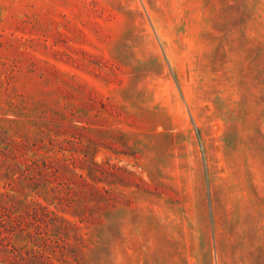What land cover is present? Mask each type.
I'll list each match as a JSON object with an SVG mask.
<instances>
[{"label": "rangeland", "instance_id": "rangeland-1", "mask_svg": "<svg viewBox=\"0 0 264 264\" xmlns=\"http://www.w3.org/2000/svg\"><path fill=\"white\" fill-rule=\"evenodd\" d=\"M0 264H264V0H0Z\"/></svg>", "mask_w": 264, "mask_h": 264}]
</instances>
